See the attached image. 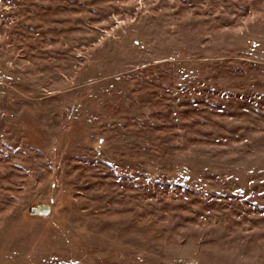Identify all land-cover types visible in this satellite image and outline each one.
Wrapping results in <instances>:
<instances>
[{
	"label": "rangeland",
	"instance_id": "1",
	"mask_svg": "<svg viewBox=\"0 0 264 264\" xmlns=\"http://www.w3.org/2000/svg\"><path fill=\"white\" fill-rule=\"evenodd\" d=\"M0 264H264V0H0Z\"/></svg>",
	"mask_w": 264,
	"mask_h": 264
},
{
	"label": "water",
	"instance_id": "2",
	"mask_svg": "<svg viewBox=\"0 0 264 264\" xmlns=\"http://www.w3.org/2000/svg\"><path fill=\"white\" fill-rule=\"evenodd\" d=\"M51 212H52L51 202H36L29 208V210L27 211V215L30 217L49 216Z\"/></svg>",
	"mask_w": 264,
	"mask_h": 264
}]
</instances>
